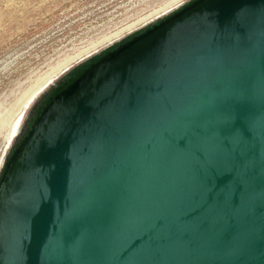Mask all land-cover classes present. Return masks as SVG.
I'll return each instance as SVG.
<instances>
[{"label": "water", "instance_id": "1", "mask_svg": "<svg viewBox=\"0 0 264 264\" xmlns=\"http://www.w3.org/2000/svg\"><path fill=\"white\" fill-rule=\"evenodd\" d=\"M0 264H264V0H192L56 87Z\"/></svg>", "mask_w": 264, "mask_h": 264}, {"label": "rangeland", "instance_id": "2", "mask_svg": "<svg viewBox=\"0 0 264 264\" xmlns=\"http://www.w3.org/2000/svg\"><path fill=\"white\" fill-rule=\"evenodd\" d=\"M190 1L0 0V175L56 87Z\"/></svg>", "mask_w": 264, "mask_h": 264}, {"label": "bare ground", "instance_id": "3", "mask_svg": "<svg viewBox=\"0 0 264 264\" xmlns=\"http://www.w3.org/2000/svg\"><path fill=\"white\" fill-rule=\"evenodd\" d=\"M31 97V96H30ZM28 99V98H27ZM29 100V99H28ZM24 104V103H23ZM21 122V116H19L18 118H16V120L13 122V124L11 125L8 135H7V140L8 142H11V140L13 139V137L16 135L17 130L19 128V124ZM9 144V143H8Z\"/></svg>", "mask_w": 264, "mask_h": 264}]
</instances>
